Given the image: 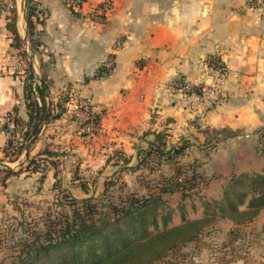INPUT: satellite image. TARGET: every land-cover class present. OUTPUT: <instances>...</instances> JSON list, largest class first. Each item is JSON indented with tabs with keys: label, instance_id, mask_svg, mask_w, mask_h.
<instances>
[{
	"label": "crops",
	"instance_id": "obj_1",
	"mask_svg": "<svg viewBox=\"0 0 264 264\" xmlns=\"http://www.w3.org/2000/svg\"><path fill=\"white\" fill-rule=\"evenodd\" d=\"M103 1L84 0L73 8L67 0H40L44 21L36 23V30L44 48L43 60L52 61L47 71L53 79L54 95L48 101L57 100L62 93L71 96L66 110L42 126L29 149L11 162L3 160L13 167L0 164V215L7 208L15 210L13 196L22 190L33 193L41 178L40 171L25 168L29 157H42V164L56 158L63 169L82 166L90 171L114 168L107 172H121L128 170L125 165L133 166L129 164L132 154L139 161L140 149L147 148L143 141L148 144V139L154 138L147 132L165 131L168 145L183 138L191 140L179 163L195 161L196 170L206 178L204 186L186 197L179 191L165 194L174 207L172 225L183 222L180 205L188 218L204 217V200L220 199L232 173L264 172V8H251L249 0H113L101 19L98 14ZM7 21L3 11L1 159L13 134L3 127L6 114L17 106L19 115L28 117L25 59L13 43ZM211 55H218L226 69L215 89L206 92L199 84L212 83L207 65ZM26 57L29 61V53ZM108 59L113 70L96 76ZM29 65L35 71L30 61ZM84 103L100 113L96 124L86 122L85 110L79 108ZM208 126L229 127L238 134L208 147L203 144V129ZM114 150L124 151L130 162L109 160V156L115 158ZM9 169L15 172L9 173ZM162 169L173 173V163L164 161ZM241 208H247V202ZM217 217L201 245L186 248L190 252L180 264L264 261V206L242 223L228 216Z\"/></svg>",
	"mask_w": 264,
	"mask_h": 264
},
{
	"label": "trees",
	"instance_id": "obj_2",
	"mask_svg": "<svg viewBox=\"0 0 264 264\" xmlns=\"http://www.w3.org/2000/svg\"><path fill=\"white\" fill-rule=\"evenodd\" d=\"M26 2L28 32L33 34L36 23L43 22L44 16L40 1ZM14 6L7 8V11L11 8L14 11ZM2 12L0 10V14ZM7 17V27L14 35L13 43L19 50H23L17 20L12 21L10 15ZM211 57V63L219 58L218 55ZM28 68L29 73L24 79L28 117L25 119L20 116L18 107L15 106L13 111L6 114L8 119L3 124L6 130L12 132L15 131L13 124L26 125L21 133L22 143L17 148L11 149V138L4 146L5 156L10 160H14L26 148L29 140L31 144L35 142L45 123L59 117L66 110L65 103L71 96L67 92L56 102L54 99L48 101L49 86L45 77L40 78L42 83L37 84V95L34 96V89L27 80L34 78L36 73L31 65ZM106 73L107 67L102 66L96 76ZM80 109L85 110L84 106ZM99 119L100 113L95 112L93 118L86 122L97 123ZM203 131L206 134L203 144L208 147L215 146L216 141L238 134L229 127L208 126ZM148 133H153L154 138L148 139V147L140 151L138 164L124 167H149L151 171L158 172L154 179L144 176L146 191L142 193L128 191L116 199L112 194L105 197L96 194L77 197L60 184L63 189L62 196L56 198L58 210L50 208L51 201L44 207L20 195H14L11 202L17 213L9 216L12 223L4 228L3 234L7 237L16 229H20L21 233L14 243V259L7 263L0 258V264H180L189 254L186 248L202 238L211 227L214 217L228 216L237 223H242L254 218L264 206V172L232 173L220 199L204 200L207 209L204 217L190 219L180 205L183 222L170 224L174 207L168 203L165 194L179 191L182 197H186L190 192L200 189L204 178L196 170L195 163H179L180 157L192 143L189 138L168 145L165 131H149L146 134ZM47 153L58 154L53 150H47ZM116 153L117 161L122 160L121 164L130 162L131 157L124 151L117 150ZM28 160L26 169L40 170L42 157L33 156ZM56 161V158L50 159L51 163ZM164 161L173 163V173L163 172ZM14 172L9 169V173ZM45 175L46 171L42 172L41 179ZM55 175L57 176V171ZM105 183L104 190H110L113 181L108 179ZM246 202L247 208L242 209L241 206ZM14 224L16 226L11 229Z\"/></svg>",
	"mask_w": 264,
	"mask_h": 264
},
{
	"label": "rangeland",
	"instance_id": "obj_3",
	"mask_svg": "<svg viewBox=\"0 0 264 264\" xmlns=\"http://www.w3.org/2000/svg\"><path fill=\"white\" fill-rule=\"evenodd\" d=\"M9 1L13 2V4L15 5L14 6L15 10L13 11L11 8L9 9V11L7 10L4 11V13H6L7 16L10 15L12 21L17 20L18 22V19H19L20 31L24 37L22 39L23 40V50L22 49L19 50V54L23 55L25 59V66L23 67H25L26 71L24 72V74L29 73V68H28L29 61L32 62V65L36 72V76L34 78H29V80L27 81L29 85L33 87L34 89L33 91L35 92L34 96H35L37 95V90H36L37 84L42 83V80L40 78L45 77L46 82L48 83V86H49V95L47 96V99H48L49 97H51V95H54V93L52 92V87H51L53 79L50 78L49 71H47L48 65L52 62L51 58H47L46 61L43 60L42 53L44 52V48L40 46L41 41H40V37L37 34L38 31L35 29L33 34H29L28 32L26 15L24 16V14H27L26 0H9ZM35 1H37L38 3V1L40 0H35ZM26 39L29 40V43L25 42L26 45H24V41ZM25 52L29 53L31 56V58H29L30 59L29 61L27 60ZM44 57H46V55H44ZM26 76L24 79H26ZM61 96H63V93ZM61 96H59V98H61ZM59 98H57V100ZM57 100L54 99V101H57ZM143 143L144 145H146V147H148L147 146L148 144L146 143V141H143ZM143 150H144V146L140 149V151H143ZM137 151L139 152V149H137ZM116 152L117 151L114 150L112 153V155H114L115 158H112V156H109L108 159L109 160L113 159V161H116L118 159ZM131 156L133 157H132V161L129 164L136 165L138 159L136 158L135 153L132 154ZM2 160L10 161V159L6 156H4ZM8 161L6 162L12 166V164L9 163ZM190 162L196 164L195 161H190ZM42 163L40 165V170H39L40 177H41L42 172L46 171L45 178L37 179V182L35 184L36 187L33 189V193H30V191L22 190L20 191L21 193L20 196L23 198H27L30 201L41 204L44 207L47 206L48 201H51L50 206L52 207L50 208L56 209V210L59 209L58 204H56L58 203L56 198H60V196H62L61 192H62V189L65 187L68 188L77 197H85V196H89L92 194L105 197V196H109L112 194L113 198L116 199L117 196L125 194L128 191H137L139 193H142L145 190L144 176L148 178V177H153L156 174V170L151 171L149 167H142L138 170L128 169V170H124L121 172H117V170H114L113 172H107L110 170L112 171V169H114V168H110L109 170H104L103 172H101L100 170L95 169V168H93V170L91 171L88 169L84 170L85 168L82 166L77 167V169H73V168L63 169L61 162L59 163L57 161L56 163H49L46 161L44 162V164ZM118 163L121 164L122 160H120V162ZM152 163H153L152 165H155V167H157V164H155L154 162ZM55 171H57V176L54 174ZM169 171L171 170L169 169ZM38 177H39V174H38ZM229 177L226 180V182H228ZM203 178H204V181L200 183V187L204 186V184L206 183V178L205 177ZM108 179H111V181H113V184H111L110 190L106 191L104 190V186L106 185L105 182ZM60 184H62L63 188L61 187ZM168 203L172 205L169 201ZM9 209L11 208H7V211ZM7 211H4V213L0 215V235L4 233L3 232L4 228H7L8 224L12 223V219L9 216L11 214L17 213V211L13 209H11L8 212ZM182 220H183V217H182ZM217 221H218V217L216 216L214 217L213 222H217ZM170 224H172V221L170 222ZM40 225H42V221H40ZM15 226L16 225L14 224L11 227V229L14 228ZM13 233H15V235H12ZM20 233H21L20 229H16L14 230V232H10V234L7 237H5L6 235L3 234L0 238V258H3L7 263H10L16 255V251L14 250V243H16L17 237ZM204 238H205V234L196 244L190 245L191 246L190 250L194 249L193 247L196 248L199 245H201V243L204 241Z\"/></svg>",
	"mask_w": 264,
	"mask_h": 264
},
{
	"label": "built area",
	"instance_id": "obj_4",
	"mask_svg": "<svg viewBox=\"0 0 264 264\" xmlns=\"http://www.w3.org/2000/svg\"><path fill=\"white\" fill-rule=\"evenodd\" d=\"M69 5L72 6L73 8L75 7H80V5L82 4L83 1L81 0H67ZM249 6L253 9L256 10H260L264 8V0H249ZM13 2L9 1V0H0V10L2 11H6L7 8L13 6ZM113 5V0H104L103 1V7L101 12L98 14V16L101 19H104V17L107 15V11L110 10L112 8ZM212 57H209L207 59V65L210 68V73L209 76L212 78V83H200L199 86L201 89L206 90V92H212L215 87H216V83L217 81L220 79V77H222V75L225 72V64L222 61V59L219 57L217 58L214 63H211L212 61ZM106 67L108 72H111L114 68V65L111 61V59H108L107 63H106ZM84 108H85V114L86 117L88 119H92L93 118V113H95L96 111L92 110L89 106V104L84 103L83 104ZM94 124H96L93 121ZM15 127V131L13 132V134L10 136L11 140H12V145H11V149H15L17 148L18 145H20L22 143V134L21 131L24 129V125L23 124H13ZM253 264H264V261L258 262V263H253Z\"/></svg>",
	"mask_w": 264,
	"mask_h": 264
},
{
	"label": "water",
	"instance_id": "obj_5",
	"mask_svg": "<svg viewBox=\"0 0 264 264\" xmlns=\"http://www.w3.org/2000/svg\"><path fill=\"white\" fill-rule=\"evenodd\" d=\"M25 4V3H24ZM27 4V2H26ZM26 15V18H27V14H24V16ZM30 55V54H29ZM31 58V56H30ZM32 63V62H31ZM36 73V72H35ZM43 85V84H42ZM30 144H31V141L29 140L28 143H27V146H26V149H29L30 147ZM0 164L6 166V167H11L7 162L3 161L2 159H0Z\"/></svg>",
	"mask_w": 264,
	"mask_h": 264
}]
</instances>
